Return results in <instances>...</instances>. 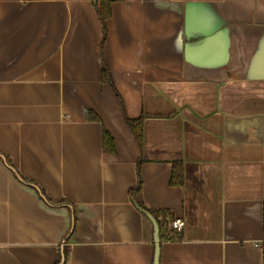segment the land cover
<instances>
[{
  "label": "crops",
  "instance_id": "1",
  "mask_svg": "<svg viewBox=\"0 0 264 264\" xmlns=\"http://www.w3.org/2000/svg\"><path fill=\"white\" fill-rule=\"evenodd\" d=\"M98 1L0 0V264H264V0Z\"/></svg>",
  "mask_w": 264,
  "mask_h": 264
},
{
  "label": "trees",
  "instance_id": "2",
  "mask_svg": "<svg viewBox=\"0 0 264 264\" xmlns=\"http://www.w3.org/2000/svg\"><path fill=\"white\" fill-rule=\"evenodd\" d=\"M97 12L98 15L103 22L104 26L106 25V22L108 19L112 17V0H99L96 3ZM103 80H109L110 78V71L107 65L103 67ZM130 124L133 126L134 129H136L141 136V127H140V121L138 120H130ZM103 138H104V145L109 147L111 150H114V139L113 137L104 130L103 132ZM182 171L179 172V170L175 167L173 171V175L171 178V183L173 185H182L183 184V175ZM163 215L167 216V214L163 213ZM154 217L157 219L159 226H160V237H166L168 239H178L181 238L180 233L176 231V229L168 228V221L160 219L159 214L155 213ZM66 254L68 253L67 250H65Z\"/></svg>",
  "mask_w": 264,
  "mask_h": 264
},
{
  "label": "water",
  "instance_id": "3",
  "mask_svg": "<svg viewBox=\"0 0 264 264\" xmlns=\"http://www.w3.org/2000/svg\"><path fill=\"white\" fill-rule=\"evenodd\" d=\"M137 208L145 214L153 223L154 225V238H155V257H154V264H160V254H161V237H160V226L157 221V219L153 216L152 213H150L145 208L141 207L140 205L136 204ZM65 256L63 254L62 257V263L64 262Z\"/></svg>",
  "mask_w": 264,
  "mask_h": 264
},
{
  "label": "built area",
  "instance_id": "4",
  "mask_svg": "<svg viewBox=\"0 0 264 264\" xmlns=\"http://www.w3.org/2000/svg\"><path fill=\"white\" fill-rule=\"evenodd\" d=\"M185 226V221L182 218H176L168 222V228H173L178 231H181Z\"/></svg>",
  "mask_w": 264,
  "mask_h": 264
}]
</instances>
